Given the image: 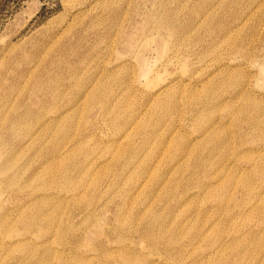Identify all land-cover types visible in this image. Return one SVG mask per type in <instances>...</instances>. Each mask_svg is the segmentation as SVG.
<instances>
[{"label":"rangeland","instance_id":"374dc122","mask_svg":"<svg viewBox=\"0 0 264 264\" xmlns=\"http://www.w3.org/2000/svg\"><path fill=\"white\" fill-rule=\"evenodd\" d=\"M0 264H264V0H0Z\"/></svg>","mask_w":264,"mask_h":264},{"label":"bare ground","instance_id":"6f19581e","mask_svg":"<svg viewBox=\"0 0 264 264\" xmlns=\"http://www.w3.org/2000/svg\"><path fill=\"white\" fill-rule=\"evenodd\" d=\"M91 7V6H90ZM90 11V10H89ZM92 11V10H91ZM88 12V11H87ZM83 13H85V11L83 12ZM75 17V16H74ZM83 17V16H82ZM77 19V18H76ZM80 19V18H79ZM74 20H75V18H74ZM77 21V20H76ZM79 21V20H78ZM159 32V31H158ZM167 33V32H166ZM158 34V33H157ZM166 35V34H165ZM160 36H161V34H160ZM164 37V36H163ZM56 38V37H55ZM59 38V37H58ZM164 40H165V38H164ZM167 41H168V39H167ZM53 42V41H52ZM59 42V41H58ZM170 44V43H169ZM173 44V43H172ZM127 45V44H126ZM147 45V44H146ZM170 46H171V44H170ZM172 48V47H171ZM170 49V48H169ZM137 57H139V56H137ZM140 59H141V55H140ZM138 61H139V59H138ZM140 64V63H139ZM223 66V65H222ZM225 67V66H224ZM26 68V67H25ZM95 77V76H94ZM98 77V76H97ZM96 85V84H95ZM92 93H93V91H91ZM159 92H161V91H159ZM84 95V94H83ZM158 97V96H157ZM93 98H95V97H93ZM74 104V103H73ZM59 110H60V108H59ZM60 114V113H59ZM67 118V117H66ZM52 120V119H51ZM80 121V120H79ZM51 125V124H50ZM117 125V124H116ZM67 128V127H66ZM31 130V129H30ZM11 131V130H10ZM65 132V131H64ZM32 133V132H31ZM68 133V132H67ZM80 133V132H79ZM129 135V134H128ZM205 135V134H204ZM129 137V136H128ZM128 139V138H127ZM127 142V141H126ZM66 147V146H65ZM78 147V146H77ZM76 147V148H77ZM84 148V147H83ZM86 148V147H85ZM108 148V147H107ZM81 149V148H80ZM95 150V149H94ZM66 152V151H65ZM89 153V152H88ZM67 155V154H66ZM65 156V155H64ZM94 156V155H93ZM57 157H59V156H57ZM67 157V156H66ZM60 158V157H59ZM71 160V159H70ZM69 162V161H68ZM41 163V162H40ZM65 163V162H64ZM58 165V164H57ZM85 165V164H84ZM61 167V166H60ZM90 168V167H89ZM66 170V169H65ZM13 171V170H12ZM72 173V172H71ZM15 174V173H14ZM85 174V173H84ZM51 175V174H50ZM52 177V176H51ZM71 177V176H70ZM53 179V178H52ZM73 179V178H72ZM64 182V181H63ZM12 183V182H11ZM196 185V184H195ZM27 186V185H26ZM50 187V186H49ZM200 188V187H199ZM48 189V188H47ZM16 193V192H15ZM68 193V192H67ZM32 202V201H31ZM27 204V203H26ZM29 205V204H28ZM31 209V208H30ZM21 210V209H20ZM32 224V223H31ZM31 226V225H30Z\"/></svg>","mask_w":264,"mask_h":264}]
</instances>
